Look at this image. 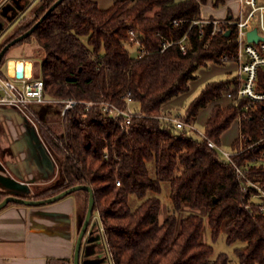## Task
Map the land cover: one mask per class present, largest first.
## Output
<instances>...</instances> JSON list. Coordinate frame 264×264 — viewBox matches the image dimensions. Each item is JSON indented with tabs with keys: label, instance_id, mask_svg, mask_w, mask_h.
Returning <instances> with one entry per match:
<instances>
[{
	"label": "trees",
	"instance_id": "16d2710c",
	"mask_svg": "<svg viewBox=\"0 0 264 264\" xmlns=\"http://www.w3.org/2000/svg\"><path fill=\"white\" fill-rule=\"evenodd\" d=\"M56 1L40 0L32 18L0 45V51L31 29ZM206 1L116 0L102 10L96 0H63L30 36L5 54L20 43L35 42L41 49L44 94L57 101L54 106L62 110V101L68 99L94 103L78 104L61 116V135L48 125L42 128L44 141L58 158L62 181L34 199H46L76 185L91 186L93 214L99 215L113 264H231L226 253L212 257L213 246L203 242V216L191 212L179 220L177 212L184 204L192 211L205 209L213 240L226 223L227 242L246 244L236 250L240 264H264V216L253 206L247 208L250 194L242 191L233 167L223 164L208 146V139L221 144L222 135L247 101L235 98L224 108L215 104L204 135L187 126L177 127L164 110L167 102L190 91V82L201 68L210 62L224 64L223 56L238 53L235 27L229 35H214L212 24L192 25L202 20L201 6ZM224 3L215 0L214 6ZM130 28L143 39V56H133L127 47ZM183 38L186 53L179 44ZM165 43L171 45L162 52ZM234 84L232 78L207 82L178 118L196 123L199 113ZM259 90L264 91V85ZM128 98L139 116L123 131L102 113L101 103L126 109ZM263 116L260 105L242 120L245 139H237L233 147L258 144L236 156L237 163L264 152ZM260 171L264 176V170ZM164 185L173 210L161 221L159 195ZM73 194L83 198L81 230L89 192ZM5 197L0 193V202ZM134 200L139 201L135 208ZM70 261L50 259L48 264Z\"/></svg>",
	"mask_w": 264,
	"mask_h": 264
},
{
	"label": "crops",
	"instance_id": "0c3cea01",
	"mask_svg": "<svg viewBox=\"0 0 264 264\" xmlns=\"http://www.w3.org/2000/svg\"><path fill=\"white\" fill-rule=\"evenodd\" d=\"M96 1L100 9L106 10L116 0ZM208 1H211L210 5ZM214 2L207 0L202 4L203 19H223L221 17L233 13L229 8L226 14H220L223 16L218 15ZM224 2L223 6L228 7L231 0ZM37 3V0H31L23 11L31 10ZM5 6L7 2L0 8V14ZM207 6L209 12L203 14L202 10ZM1 16L8 20V17ZM9 24L0 34V43L10 33L14 21ZM11 59L20 60L22 56H12ZM28 60L32 63V59ZM28 60H22L26 69L30 67ZM207 82L210 80L204 85ZM45 109L44 119L51 111L47 106ZM61 181L58 158L44 139L16 109L0 107V193L34 199L37 193ZM72 196L40 206L10 204L1 209L0 264H48L50 259L73 261L82 222L83 198L79 194Z\"/></svg>",
	"mask_w": 264,
	"mask_h": 264
},
{
	"label": "built area",
	"instance_id": "2783aa9c",
	"mask_svg": "<svg viewBox=\"0 0 264 264\" xmlns=\"http://www.w3.org/2000/svg\"><path fill=\"white\" fill-rule=\"evenodd\" d=\"M237 2L238 11L235 15L230 14L223 19H202L195 21L192 25L212 24L214 35L226 33L231 27L236 29L238 53L232 58L223 56L222 61L224 64L232 65L235 71L232 79L236 80L237 84H234L232 89L226 92L230 103L235 98L238 101H247L246 106L236 119L241 125L242 120L247 118L250 111H256L260 105L264 109V91L259 90L264 85V0H237ZM175 24H178V22L175 21ZM253 30H256L260 37L257 42L248 40V33ZM128 36L127 43L135 48L136 56H143L146 53V47L142 37L133 28L129 29ZM184 41L185 38L179 41V44L182 51L186 53ZM170 45L171 43H165L162 52ZM23 70L22 77H18L16 73L11 75L8 66L6 73L4 75L0 74V107L16 109L33 127L38 136L43 139L42 128H47V124L38 107L54 105L57 101L48 99L45 96L44 81L40 74L38 76L34 65L30 75L27 74L25 69ZM62 102L64 107L60 110L61 116H64L69 109L78 104L85 103L88 107L94 104L93 102L75 99L63 100ZM130 103L131 99L128 98V106L124 109L110 102H102L101 111L105 116L117 122L125 131L129 128L132 120L139 116L134 109L130 108ZM167 119L173 121L179 128L187 126L178 117H167ZM238 139H245L241 131ZM257 144L253 143L247 147L241 146L238 149L234 147L226 149L222 144L208 139V146L217 151L219 160L223 164L233 167L242 191L250 194L251 204L247 208L253 206L258 214L264 216V176L260 171L264 170V152L246 159L243 164H239L235 160L236 156L244 154L246 150L254 148ZM116 160L120 161V158L116 157ZM101 231L104 232L103 227H101ZM111 259L109 257L110 263Z\"/></svg>",
	"mask_w": 264,
	"mask_h": 264
},
{
	"label": "rangeland",
	"instance_id": "374dc122",
	"mask_svg": "<svg viewBox=\"0 0 264 264\" xmlns=\"http://www.w3.org/2000/svg\"><path fill=\"white\" fill-rule=\"evenodd\" d=\"M198 1H200V0H198ZM6 2H7V7L12 8V12L7 13L8 20L3 18L0 14V34L2 31H5L6 26L11 25L9 23H12L13 21H14V24H13L14 26L11 30L8 31V33L9 32L10 33L7 34L6 38L0 43V45L6 39H8L10 36H12L15 33V31H17L25 21H29L32 18L31 13H32V9L34 8L33 7L31 10H28V11H23L27 8V6L31 2V0H0V8L2 6H4V4ZM37 2L39 3L40 0H37ZM210 2L211 1H208L207 4L210 5L209 4ZM229 8L233 12L232 14L235 15L237 13L238 3L236 2V0H231V3L229 4L228 7H224L223 5H220L219 7H217V10L219 11L218 15H220L221 13L226 14L229 11ZM4 11L5 10H3L2 12H4ZM21 11H23V13L20 15ZM207 12H209L208 6L204 7L202 10L203 14H206ZM223 15L224 14H222L220 16H223ZM224 17L226 18L227 16H224ZM224 17H221V18H224ZM209 19H213V18H209ZM127 47L129 48V50L131 51L133 56L137 55L134 47H131L130 45H128V43H127ZM40 52H41V49L38 47V45L35 42L20 43L19 45L15 46L3 58L2 63L0 64V71H2V73H3L2 75H4L6 73L8 61L11 59V57L21 55L22 59H20V60L32 59L33 64L31 62H29V60L27 61L30 65V67H27V72L32 71V68L34 65L35 69L37 70L38 76H39V74L41 73L40 65L42 62V59H41L40 54H39ZM233 75H235V71H234L232 65H229V64L218 65L214 62H210V65L208 67H203L199 70L197 79L190 82V91L187 93H184V94H180L177 97L170 100L169 102H167L164 105V107L166 108V109L164 108V110L168 111L167 115H171L173 117H178L181 114H185V112H186L189 104L191 103V101L194 100V98L201 92L202 88L205 86L204 82L209 81V80L210 81L222 80V79H226V78L231 79ZM229 102L230 101L227 98L226 94H224V96L222 98H220L218 101L212 102L211 104H209L206 108H204L199 113V116L197 117L198 119L196 120V123H193V124L189 123V124H187V127H189V129L195 130L198 135H203L204 130H205V126L207 124V121L209 119V116H210L212 109L215 106V104H219L224 108L230 104ZM129 106H130V108L135 110V106L132 104V102L130 103ZM167 107H169V108H167ZM38 108H39V110H42V114H45V112H46L45 107L39 106ZM48 109H50L51 111H49V114H48V121L46 119H45V121L48 122L47 123L48 127L52 129V131L55 135H61L63 133L64 128H63L62 123L60 122L61 121L60 120L61 119L60 109L54 105H50L48 107ZM239 131H240V124L237 120H235L232 123L231 127L226 132H224V134L221 137V144L223 145L224 148L231 149L233 147L234 142L238 139ZM50 187H48V188H50ZM46 189H47V187H46ZM168 192H169L168 186L164 185L162 193L159 195V197L162 201V211L160 214L161 221H163L167 217V215L173 210L171 201L169 199V193ZM71 195H73L72 197H76V194H71ZM138 204H139L138 200H136V201L134 200L133 203H131L133 208H135ZM191 212H196V213L200 214L206 220V225H205V229L203 232V239L202 240H203V242L208 243V244L213 246L214 255L212 257L216 258L220 253H226L230 258L231 264H240L239 259L236 255V250L238 248L244 247L246 244L244 242H241V241H237L233 244H229L227 242V237H228V234L230 232V228L227 227L226 223L224 224L222 233L220 234L218 239L213 240V238L211 237V231H210V227L208 224L207 213H206L205 209L192 211V209L189 207L188 204H184L182 209L177 212V216H178L179 220H181V219H183V217H185L186 215H188ZM101 227H102V225H101V222L99 220L98 213L93 214L92 222H91V225L89 227V232L92 233L90 237L99 236L100 240H98L99 244H93L92 246L98 245L97 252L100 253V256H103L106 258V260L108 261L106 263L113 264L111 256H110L108 249H107L106 239L103 236V233L101 231ZM109 257L111 259V263L109 262L110 261ZM69 264H73V262L70 261Z\"/></svg>",
	"mask_w": 264,
	"mask_h": 264
},
{
	"label": "water",
	"instance_id": "95a60500",
	"mask_svg": "<svg viewBox=\"0 0 264 264\" xmlns=\"http://www.w3.org/2000/svg\"><path fill=\"white\" fill-rule=\"evenodd\" d=\"M63 0H57L52 6L51 8L45 13V15H43V17L40 18V20L35 23L33 25V27H31V29H29L27 32H25L24 34L16 37L15 39H13L12 41H10L9 43H7L2 50L0 51V64L5 56V54L7 53V51L14 45H16L17 43L21 42L22 40H24L25 38H27L28 36H30L34 30L40 25L41 22H43V20L49 15V13L51 11H53ZM3 10H5L4 12H2V15L4 17H7V13L12 12V8L11 7H3ZM230 30H228L226 32V35L230 34ZM248 40L249 41H253V42H257L260 40V37L257 34L256 30L250 31L248 33ZM23 69L20 70L18 67L16 68V75L18 77H22L23 76ZM80 190H87L89 192V204H88V209H87V213L84 219V222L82 224L81 230L79 232L77 241H76V246H75V251H74V258H73V264H101V262L103 261V259H99L97 261L94 262H90V261H86L85 259L89 258L90 256H93L95 254V251L91 250L90 246L91 244H93L94 242L98 241L100 239L99 236H91V232H89V227L91 225L92 222V218H93V213H94V205H95V196H94V191L93 188L91 186L88 185H76L73 186L71 188H68L52 197L46 198V199H28V198H23V197H19V196H15V195H9L6 196L1 202H0V210L5 208L7 205H9L10 203H16V204H22V205H27V206H40V205H45V204H50V203H54L57 202L71 194H73L74 192L80 191ZM89 235V236H88Z\"/></svg>",
	"mask_w": 264,
	"mask_h": 264
},
{
	"label": "bare ground",
	"instance_id": "6f19581e",
	"mask_svg": "<svg viewBox=\"0 0 264 264\" xmlns=\"http://www.w3.org/2000/svg\"><path fill=\"white\" fill-rule=\"evenodd\" d=\"M19 68L20 70L25 69L27 71V69L25 68V64L22 60H14V59H10L8 61V69H9V73L11 75H14L16 72V68ZM28 75H30V72H27Z\"/></svg>",
	"mask_w": 264,
	"mask_h": 264
},
{
	"label": "flooded vegetation",
	"instance_id": "af4514ba",
	"mask_svg": "<svg viewBox=\"0 0 264 264\" xmlns=\"http://www.w3.org/2000/svg\"><path fill=\"white\" fill-rule=\"evenodd\" d=\"M1 15H2V12H1ZM93 244H99V243H98V241H96ZM93 244H91L90 248H91V250L95 251V254L93 256H90L89 258H87L85 260L86 261H90V262H94V261H97L99 259H103V261L101 262V264H106V261L104 259L105 257L100 256V253L97 252L98 245L92 246Z\"/></svg>",
	"mask_w": 264,
	"mask_h": 264
}]
</instances>
